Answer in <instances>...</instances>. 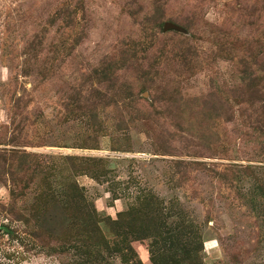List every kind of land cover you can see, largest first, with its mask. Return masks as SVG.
<instances>
[{
	"label": "rangeland",
	"instance_id": "1",
	"mask_svg": "<svg viewBox=\"0 0 264 264\" xmlns=\"http://www.w3.org/2000/svg\"><path fill=\"white\" fill-rule=\"evenodd\" d=\"M157 20L184 32L154 38ZM244 88L264 92V0H0V264H82L87 244L121 249L112 264H264V93ZM73 183L89 243L75 209L59 239L20 221ZM182 224L202 240L167 241Z\"/></svg>",
	"mask_w": 264,
	"mask_h": 264
},
{
	"label": "trees",
	"instance_id": "2",
	"mask_svg": "<svg viewBox=\"0 0 264 264\" xmlns=\"http://www.w3.org/2000/svg\"><path fill=\"white\" fill-rule=\"evenodd\" d=\"M154 17L155 15L152 18ZM157 23L158 24H156L155 29L154 30L152 29V37L154 38H158L160 35H165L164 26L166 23L159 24V21ZM181 54H177L175 57L178 59H181L180 57ZM244 90H246L244 94H246L247 92L252 93L253 97L257 99L256 100L257 105L262 102L261 94L264 92H262L260 89L251 90L249 88H244ZM236 91L238 92L239 89L237 88ZM217 93L218 92H213L209 94L207 97L202 98L200 100H204L205 106L208 107L207 111L214 114L213 120L216 121V123L218 120H223L224 123H228L231 120H229V118L225 117L222 114L223 109H224L223 104L221 103L222 96L220 100L217 99L216 97L218 96ZM256 112L259 113V111H256ZM256 124H258L260 127L258 128V130L260 132H263L264 131V120H257ZM68 197H69L68 198L69 201L67 203H66V200L64 202L63 201L58 202L55 199L54 200L51 199L50 203L46 204L44 207H40L34 210V214L31 218H28L27 220L23 219L20 221H22L23 223L27 225L34 224L41 233L47 234L53 239H59L60 237H62V235L68 233L67 232L68 226L70 225L73 226L74 222H73L71 215H72L73 209H75L78 212H80V214L83 217L80 220V224L83 223V225H85L86 228L85 229L83 228L82 230H80L79 228H77V225H79V223H77L75 225L74 237L80 238V237L86 236L87 238L85 237V240L87 241L90 235L89 232H86L89 230L88 226L93 228V226H97L99 224L98 212L95 208L89 209L90 206L92 205L88 201L85 190L81 188L78 183H73L68 187ZM84 208L86 209V216H85ZM164 211L165 210L162 207H160L157 210V213L163 218V220L165 219V221H168L169 219L171 218L174 219L176 217L175 220L173 221V224L174 223L179 224V221L181 219L179 215L177 214L173 215L172 210L170 214L168 213L169 215H167V213H164ZM152 219H156V221L153 223L154 227H159L160 225L162 226V220L159 217L155 216V217H152L151 220ZM113 223L114 225L119 226V227L124 226L123 224L120 225V221H115ZM194 228L198 229V233L196 232L195 229H188V226L183 225V224L181 226L180 225L175 226V228L173 229L166 227L167 229L166 234H168L169 236V239H166V240L169 242H172L173 244L174 242L176 243L180 242V240H183V242H187L189 244L191 242L199 243V241L202 240V234L201 233L199 234L200 232L199 228L197 227H194ZM160 229L161 228H158L157 231H159ZM0 231L3 234H5V236H8L9 238H13V239H14V236L17 234L10 228V226H6V225L1 226ZM155 237H152V238L157 239ZM86 243H89V242L87 241ZM101 248L102 246H100V244L99 245L87 244V245H84L83 247L74 246V249L77 252L79 259L83 261L82 264H112L106 258V256L102 253L104 251L114 252L119 255H122L123 253L121 249H116V248L104 250L101 252ZM202 251H203V248L200 250V252ZM197 252L199 251H196V255L198 256ZM62 253H65V252H62ZM197 262L198 264H202L201 257H200V262L199 261ZM183 264H197V263L190 262V263H183Z\"/></svg>",
	"mask_w": 264,
	"mask_h": 264
},
{
	"label": "water",
	"instance_id": "3",
	"mask_svg": "<svg viewBox=\"0 0 264 264\" xmlns=\"http://www.w3.org/2000/svg\"><path fill=\"white\" fill-rule=\"evenodd\" d=\"M173 31L184 32V30L181 27H179L173 23H170V22L166 23L164 26V32L167 33V32H173Z\"/></svg>",
	"mask_w": 264,
	"mask_h": 264
}]
</instances>
